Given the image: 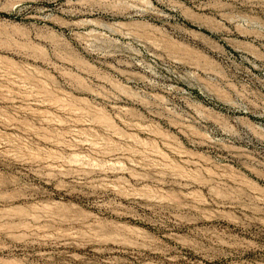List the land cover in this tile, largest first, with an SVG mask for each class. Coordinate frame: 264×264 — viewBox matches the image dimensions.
Wrapping results in <instances>:
<instances>
[{
  "label": "rangeland",
  "instance_id": "374dc122",
  "mask_svg": "<svg viewBox=\"0 0 264 264\" xmlns=\"http://www.w3.org/2000/svg\"><path fill=\"white\" fill-rule=\"evenodd\" d=\"M98 1L0 0V264H264V0Z\"/></svg>",
  "mask_w": 264,
  "mask_h": 264
},
{
  "label": "bare ground",
  "instance_id": "6f19581e",
  "mask_svg": "<svg viewBox=\"0 0 264 264\" xmlns=\"http://www.w3.org/2000/svg\"><path fill=\"white\" fill-rule=\"evenodd\" d=\"M98 1V0H97ZM100 1H102V2H104L103 0H100ZM70 2L72 3L73 2V0H70ZM99 2V1H98ZM98 2H96V3H98ZM108 2V1H107ZM70 3V4H71ZM73 4V3H72ZM108 4V3H107ZM111 3H109V5H106V7L107 6H111L110 5ZM69 5V4H68ZM104 5V4H103ZM95 6H96V4H95ZM105 7V5L104 6H101L100 5V7H98V8H96V9H89V10H85V11H74V12H70V11H66L65 13H66V15L67 16H70V17H72V18H77V17H80V16H85V15H100V16H103V17H107V16H109V17H113L115 14L114 13H112V11H110V10H108L107 8ZM110 8V7H109ZM66 9V8H65ZM134 12H135V14L136 15H138V16H140V15H142L143 13H142V10L141 9H134L133 10ZM114 18V17H113ZM54 22V21H53ZM91 23V22H90ZM216 33V32H215Z\"/></svg>",
  "mask_w": 264,
  "mask_h": 264
}]
</instances>
